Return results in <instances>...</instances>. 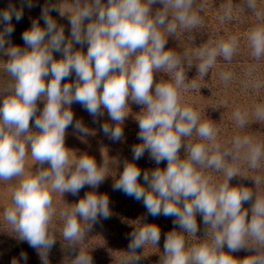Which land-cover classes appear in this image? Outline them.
<instances>
[{
    "label": "clouds",
    "instance_id": "clouds-1",
    "mask_svg": "<svg viewBox=\"0 0 264 264\" xmlns=\"http://www.w3.org/2000/svg\"><path fill=\"white\" fill-rule=\"evenodd\" d=\"M162 7L153 11L152 5ZM243 5L255 13L261 23L251 27L246 36L251 55L256 60L264 57V10L258 0H243ZM34 6L33 0H22L20 8L9 5L0 10V51L9 60L4 70L12 83L7 94L0 96V180L20 177L12 195V204L4 211V220L12 226L20 240L37 249L42 264H48V254L56 236L53 231V195L70 192L73 195L85 186L98 187L109 172L108 158L103 166L82 155L77 158L65 147L66 129L88 135L90 130L82 121H74L70 109L73 102L80 103L93 117L108 115L115 126L101 125V130L112 140L123 137L121 125L129 113L128 100L144 105L136 116L138 138L142 141L132 149L133 159L139 160L147 150L159 167L143 173L148 185L138 183L140 168L126 163L123 172L113 184L114 190L143 202L148 214L156 217H174V224L182 231L167 233L162 264H264V198L258 197L244 186H230V180L242 175L236 161L245 158L252 169L264 161V143L250 136H236L230 143L217 140V130L209 119L192 106L183 103L182 92L198 86L197 79L189 80L186 71L193 60L185 59L174 50H166L170 35L190 31L202 24L196 0H75V12L70 15L71 40H66L63 27H58L49 14L55 7H43L41 17L46 27L33 20L22 34L28 46L5 45L15 31L12 24L23 18L24 7ZM95 17L85 24V20ZM221 21L232 19V8L226 6ZM47 37V39H46ZM73 41L87 43L86 54L73 51ZM239 47L235 35L221 39L214 46L204 45L194 53L199 79H203L217 63L219 57L231 61ZM62 52L55 60L53 52ZM167 72L170 79L154 85V72ZM76 73L75 84L62 80ZM51 79L45 80V77ZM230 72L222 73L225 82ZM259 83L257 87H259ZM154 88V91H153ZM46 103L37 113V100ZM250 115L264 121V104H257L253 112L237 109L233 117L240 128H245ZM40 129H30V119ZM195 134L200 142H190ZM186 141V142H185ZM186 155L181 158L180 149ZM30 155L34 162H49L50 167L37 172L25 171ZM223 172L222 182H216L205 170ZM243 176V175H242ZM258 183V181H256ZM253 201L251 218L242 205ZM182 202V206H181ZM197 213L212 230L210 241L188 246L186 235L198 231ZM63 219L61 236L69 244L81 241L100 217L111 216L107 194L88 192L70 208L60 213ZM127 255L119 264H139L136 250L146 245L157 246L161 231L154 223L134 222ZM227 246L229 252L223 249ZM254 247L255 254L237 259L231 252ZM28 256L20 253V260L11 264H27ZM72 264H93L86 250H81Z\"/></svg>",
    "mask_w": 264,
    "mask_h": 264
},
{
    "label": "rangeland",
    "instance_id": "rangeland-1",
    "mask_svg": "<svg viewBox=\"0 0 264 264\" xmlns=\"http://www.w3.org/2000/svg\"><path fill=\"white\" fill-rule=\"evenodd\" d=\"M34 6L24 7L23 18L16 22L13 17L12 24L15 31L10 37L5 48L15 45L21 49L28 46L22 39V34L29 29L33 20H38L40 26L46 27L44 21L40 19L43 7H55L49 14L56 21L58 27H63L66 40H71L70 15L75 12V0H33ZM107 4V0H104ZM200 12L202 24L190 31H179L176 35H170L165 45L166 50H174L182 57L185 53L188 56L185 59L193 60V65L186 71L189 80L197 79L198 86L193 89L182 92L183 103L186 106H192L202 117V120H211L217 130V140L222 144L230 143L236 136H250L256 141L264 143V121H257L250 115V120L245 128H240L233 113L240 109L241 111L253 112L255 105L264 104V57L256 60L251 55V49L247 43V32L251 27L261 23L251 10L243 5V0H196ZM20 8L22 0H0V10L6 9L9 5ZM226 6L232 8V19L221 21L219 17L223 16ZM153 11L162 7L157 3L151 6ZM258 8L264 10V0H258ZM95 17L85 20V24L94 20ZM4 25H0L2 29ZM235 35L239 38V47L231 61H225L219 57L217 63L209 70L203 79H199L195 66L194 53L196 49L204 46H214L221 39ZM47 39V37H46ZM88 44H77L73 41V51H81L86 54ZM53 58L60 60L63 58L62 52H53ZM9 57L4 51H0V96L6 95V89L12 83L11 76L4 70V63ZM230 72L231 79L225 82L222 73ZM51 79L45 77V80ZM76 73L73 71L69 77L62 80L61 84L77 81ZM170 75L167 72H154V85L161 81H167ZM259 83V87L257 84ZM154 91V88H153ZM46 101L37 100V113L40 115ZM70 109L74 113V121H82L85 127L90 130L88 135L77 132L74 127L66 129L65 147L71 150L79 158L82 155L92 157L97 166H103L104 160L108 158L109 172L98 187L93 188L85 185L78 194L73 195L70 192L53 195V206L56 208V214L53 217V231L56 236L55 243L48 254V264H72L73 259L81 250H86L92 257L93 264H119L121 257L127 255L130 242V234L135 230L136 221L141 223H154L159 226L161 239L157 246L146 245L145 248L136 250L137 255L141 257L139 264H162L164 254V240L168 232L176 230L182 231L180 227L174 224V217L164 215L153 217L148 214L142 200L138 201L131 196L125 195L122 191L114 190L113 184L123 172L126 163H135L141 170V177L138 183L144 187L148 185L143 180L145 171L151 172L155 168H166L167 161H162L159 165L150 157L146 150L143 157L139 160L133 159V147L142 141L138 138L139 124L136 116L140 114L145 106L128 100L129 113L125 117L121 127L123 128V137L120 140H112L101 130V125L108 123L115 126L108 115L107 109H102L103 115L93 117L78 102H73ZM30 129L39 132L40 129L34 125V118L30 119ZM190 142H200V138L193 134L189 138ZM186 142V141H185ZM179 155L183 158L186 153L184 148L180 149ZM240 173L230 180V186H244L250 188L254 197L264 198V161H261L257 169H252L247 161L241 155L236 161ZM50 167L49 162L40 164L34 162L30 155L25 162L26 173L37 172L41 168ZM205 174L211 175L216 182H222L224 173L215 172L206 169ZM20 177L11 180H0V264H11L13 259L20 260V253L25 252L28 256L27 264H42L41 257L37 249L31 247L27 241L20 240L14 232L11 225L4 220V211L12 204V195L18 186ZM258 181V183H256ZM88 192L97 194H107L109 197V208L111 216L108 219L100 217L92 228L85 234L84 238L77 244L69 245L61 236L63 228V219L60 213L70 208L80 199L85 197ZM253 201L245 202L242 207L248 210V218H251V206ZM182 206V202H181ZM196 220L198 231L194 235L187 234L186 242L188 246L199 244L203 241H210L212 230L203 223L202 214L197 213ZM225 252L229 249L225 245ZM255 254L254 247L242 248L231 252L237 259H243L246 256ZM20 264H24L20 261Z\"/></svg>",
    "mask_w": 264,
    "mask_h": 264
}]
</instances>
